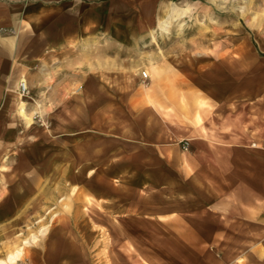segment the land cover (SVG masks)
<instances>
[{"label":"crops","instance_id":"obj_1","mask_svg":"<svg viewBox=\"0 0 264 264\" xmlns=\"http://www.w3.org/2000/svg\"><path fill=\"white\" fill-rule=\"evenodd\" d=\"M165 1L169 0H0V141L8 134L10 147L18 149L39 137L37 129L28 128L32 119L27 123L18 111L21 79L30 88L32 100H24L31 115L41 107L49 116V105L38 103L42 100L103 97L112 102L119 95L135 117L136 130L121 136L137 145L131 158L134 167L106 176L103 190H76L90 198L83 209L92 208L105 222L102 225L95 216L84 223L125 229V215L149 214L190 248L186 264H264V91L220 97L206 87L209 80L203 74L154 63L155 100L163 106L168 102L166 118L160 109L147 108L143 98L129 93L143 82L136 70L114 67L113 53L128 51L123 42L145 32L154 20V6L159 11ZM173 86L184 87L185 106ZM59 109L57 105L52 116L63 113ZM55 128L63 135L80 132L76 127L66 132L64 125ZM183 141H188L187 150ZM6 178L0 174V181ZM6 191L1 185L2 264H97L79 237L51 230L33 240L30 228H25L31 222L28 206H7L2 198ZM81 222L76 218L73 227H82ZM13 247L22 248L21 257L9 262L6 256ZM97 257L94 253L95 261ZM143 262L128 253L117 256L112 249L108 261L98 264Z\"/></svg>","mask_w":264,"mask_h":264},{"label":"rangeland","instance_id":"obj_2","mask_svg":"<svg viewBox=\"0 0 264 264\" xmlns=\"http://www.w3.org/2000/svg\"><path fill=\"white\" fill-rule=\"evenodd\" d=\"M169 1L179 7L188 6L189 11L172 22L166 36L158 31L160 10L154 6V20L145 32L123 42L129 45L128 51L113 53L115 69L124 72L133 69L138 74L145 70L149 75L146 82L133 85L129 93L140 96L147 108H158L169 118L168 102L163 106L155 100L157 90L151 71L154 63L157 67L171 63L181 72L188 68L203 74L209 80L206 87L220 97L228 94L245 97L264 91V0ZM181 87L173 86L185 106V91ZM118 96L112 102L103 97L91 101L72 98L58 103L38 101L39 105H49L50 113L45 116L40 107L32 116L28 128L37 129V139L23 142L16 149L10 147L8 134H1L6 142L0 141V174H7V180L0 181V186L7 189L3 202L11 208L28 206L27 220L31 222L25 228H30L33 240L41 232L48 234L51 230L79 237L87 242L93 263L107 262L113 249L117 256L122 252L143 258L144 264H186L185 255L190 248L180 244L169 229L148 217L149 214L125 215L129 223L125 229L96 228L93 222L90 226L84 223L95 216L102 225L105 222L92 208L83 209L90 198L80 196L76 190L87 192L90 186L103 190L106 176L115 177L134 167L131 158L137 154V145L121 136L136 130L135 117L128 114L127 102ZM164 97H168L167 90ZM23 98L32 100L31 92ZM57 105L63 113L52 116ZM134 105H138L137 101ZM56 125H64L66 132L73 127L80 132L75 136L63 135L57 133ZM91 174L97 180H91ZM146 201L153 203L151 198L146 197ZM76 218L83 222L82 227H78L80 223L73 227ZM59 224H66L67 228L57 227Z\"/></svg>","mask_w":264,"mask_h":264},{"label":"bare ground","instance_id":"obj_3","mask_svg":"<svg viewBox=\"0 0 264 264\" xmlns=\"http://www.w3.org/2000/svg\"><path fill=\"white\" fill-rule=\"evenodd\" d=\"M188 11H189L188 6L187 7H179V6L175 5L174 3H171V1H167L165 3H162L160 6V14H159V17L157 18V28H158L160 35L168 34L169 29H170V25L172 24V22L175 21L176 19H178L179 17L181 18V16H183ZM151 36H152L153 41L155 42L156 35L153 31L151 33ZM18 111H19V114L22 116V118L27 121V123L31 122L32 116L35 113V112H33V115H31L30 113L27 112L26 101L24 100L23 96L20 93H19V101H18ZM2 168H4V166H2ZM5 169H7V168L5 167ZM13 248H15V247H13ZM21 251H22V248L17 247L14 250L10 251L8 253V255L6 256V258H8L9 262H13L14 260H17L16 258L21 257V256L19 257ZM0 264H2L1 261H0Z\"/></svg>","mask_w":264,"mask_h":264},{"label":"built area","instance_id":"obj_4","mask_svg":"<svg viewBox=\"0 0 264 264\" xmlns=\"http://www.w3.org/2000/svg\"><path fill=\"white\" fill-rule=\"evenodd\" d=\"M140 76H141L143 82H146V80L149 79V75L145 70L141 71ZM19 93L23 97H29V95H30V88H29L25 79L20 80ZM182 143H183V149L187 150L188 149V141H183Z\"/></svg>","mask_w":264,"mask_h":264}]
</instances>
